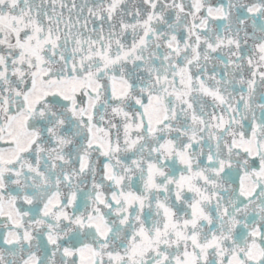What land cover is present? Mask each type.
Returning <instances> with one entry per match:
<instances>
[{"label": "snow or ice", "instance_id": "1", "mask_svg": "<svg viewBox=\"0 0 264 264\" xmlns=\"http://www.w3.org/2000/svg\"><path fill=\"white\" fill-rule=\"evenodd\" d=\"M0 264H264V0H0Z\"/></svg>", "mask_w": 264, "mask_h": 264}]
</instances>
